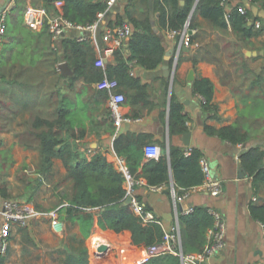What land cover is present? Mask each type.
Masks as SVG:
<instances>
[{"label":"crops","instance_id":"0c3cea01","mask_svg":"<svg viewBox=\"0 0 264 264\" xmlns=\"http://www.w3.org/2000/svg\"><path fill=\"white\" fill-rule=\"evenodd\" d=\"M13 3L14 0H0V7L6 4L4 9L8 15ZM180 3H184V0H180ZM196 3L197 0L194 1L188 18L181 28L195 30L194 41L190 47L181 45L180 36H170L169 28H160L157 23L158 11H154L152 6V13H150L148 6L153 30L159 34L165 47L163 60L153 70L144 69L136 63L132 64L131 70L148 85L151 107L128 102L127 92L123 90L125 113L133 115L138 112L139 114L128 122L127 128H125V122L116 128L111 122L107 109L109 92L106 98L96 102L89 91H84L81 98L88 103L89 109L82 116L85 135L80 139L79 145L88 157L101 152L116 169L117 157L122 156L113 149V139L117 133L125 130L149 133L153 142L158 144L159 140H164L166 153L169 143L199 149L201 155L205 156L210 164L212 176L222 180L220 194L216 196L209 194L203 189L202 182L192 187L187 197L176 200L174 193L180 195L184 191L176 192L179 187H175L171 175L167 182L156 187L148 186L146 179L139 175L138 178L142 179V183L136 186L134 195L157 216L159 219L157 222L161 224L164 231L168 230L176 220L179 221L180 226L179 216L187 213L185 210L190 206L201 205L206 206L207 209L213 207L221 213L226 230V232L224 230V246L201 264H264L262 227L264 220L251 213V206L264 208V173H258L257 168L250 171L242 163V154L252 147H257L263 153L258 168L264 166V0L253 2L228 0L223 5L226 27L216 25L212 19L202 15L200 11H194ZM239 5L246 7L249 17L247 22L252 30V33L248 35H244L241 29L235 31L225 16V12L233 8L238 9ZM128 7L132 8L128 9ZM126 9L129 14L139 17L141 15L140 0H116L105 13L101 25H118L117 15L122 18L121 23L129 24ZM189 19L192 23H189ZM256 21L260 22L259 27L255 25ZM13 30L14 28H10L9 25L4 43L13 39L14 36L11 38ZM99 35L96 33V36L90 37L88 41L94 49L97 60L95 65L105 69L108 62L114 64L116 59L112 52L108 55L105 53L106 45ZM3 47L2 43L0 52ZM100 58L103 60L101 65L98 63ZM26 60L25 58L24 66L28 65ZM18 62L19 57L12 59V69L19 66ZM166 70L168 74L165 73ZM201 77L210 78L214 84L212 102L216 105L217 117H210V112L203 110L202 98L192 90L193 81ZM82 83L83 79H79L78 84ZM92 85L95 87V82H92ZM172 95L182 104L183 112L188 116L186 121L188 129L184 133L170 135L168 110ZM13 102L6 90L1 89L0 180L7 183L11 195L23 192L24 195L18 199L32 205L37 200V203L46 207L38 209L33 205L41 212L39 216L30 218L23 226L13 224L8 250L1 257L3 263L48 264V262L56 263L53 260H58L60 257L62 264H77L78 262L71 259L72 255L79 256L84 247L88 264H124L126 262L138 264L134 261L122 262L121 260L125 250L130 251L131 255H137L145 249V247H134L127 241L124 232L115 231L109 227L101 228L94 224L92 231L83 237L78 222H71L60 215V206L67 204L66 200L62 201L59 196L50 192L47 196L38 195L36 179L39 178V174L36 167L40 161L39 149L36 146H25L19 141V134L26 129V119L36 108H22L16 113L13 110ZM205 124L214 127L236 124L246 137L243 141L234 144L216 134L209 133L205 129ZM187 132L190 134L189 143L185 144ZM89 147L92 149L91 153L87 152ZM143 160L145 161L146 157ZM53 162V167L58 165L63 176L66 172L63 161L55 157ZM2 168L6 170L3 172ZM20 171H24V175ZM141 171L140 166L137 172L140 174ZM15 173L24 177L22 179L14 177ZM67 183L63 182L62 188ZM36 194L40 198L35 199ZM3 198L5 197L0 193V205ZM51 199L55 200L56 205L49 204ZM40 204L35 205L41 206ZM50 210H56L58 218L64 222L62 233L52 229L47 216ZM208 228L204 246L208 242ZM98 244L107 245L101 253L96 252ZM178 247L182 248L181 234Z\"/></svg>","mask_w":264,"mask_h":264},{"label":"trees","instance_id":"16d2710c","mask_svg":"<svg viewBox=\"0 0 264 264\" xmlns=\"http://www.w3.org/2000/svg\"><path fill=\"white\" fill-rule=\"evenodd\" d=\"M194 1L184 0L181 4L180 0H152L153 10L158 11V26L180 30ZM28 2L35 6H43L48 13L58 12L67 19L81 24L94 21L97 13L106 6L105 0H14L9 14L13 15L17 10L23 13ZM140 3L139 17L129 14L126 9L131 33L122 45L113 49L112 54L116 62L114 64L108 62L105 69L95 65L97 60L90 42L76 40L73 31L63 34L58 47L54 48L46 25L38 31L25 26L29 37L23 38V44L18 47V54L12 56L10 52V57L0 63V90H6L14 101L13 110L17 113L22 108H36L26 119V129L19 134V141L23 145L36 146L39 149L40 161L36 167L39 178L36 182L40 183L44 178L53 175L55 157L60 158L65 165L66 172L62 176V183H68L62 188V201L66 200L67 204L60 206L61 217L63 215L71 222H78L83 237L92 231L95 224L101 228L109 227L124 232L127 241L134 247H146L158 242L164 233L161 224L157 221L144 223L131 203L125 202L126 188L122 173L101 152L88 157L80 148L79 142L85 135L82 116L89 109L88 103L81 98L84 91L91 88L89 92L96 102L108 95L107 89H95L92 82L104 78L115 80L117 82L115 90L122 93L126 90L128 102L151 107L148 85L130 71L133 63L147 70L155 69L163 60L165 47L149 19V0H140ZM194 11H200L218 26H227L220 0H197ZM229 13L227 19L235 31L241 29L244 35L252 33L245 14L240 13L237 8L231 9ZM117 22V24L122 22L119 15ZM189 23H192L191 19ZM8 28L7 22L6 35ZM33 31L40 35L41 32H47V41L43 42L42 38L31 40ZM191 41H194L193 34ZM47 51L51 53L52 58H48ZM16 57H19V66L12 69V59ZM25 58L27 66H24ZM61 60L69 64L72 74L63 75L56 67ZM44 65L46 68L43 69ZM79 79H83L81 85L78 84ZM6 84L15 85L20 92H15L14 97L9 93ZM192 90L202 98L203 110L210 112V117H217L216 105L212 102L214 90L212 80L208 77L197 78L193 81ZM108 113L110 117L109 109ZM138 114L135 112L128 115L134 118ZM187 119L182 104L172 95L168 110L169 134L187 131ZM205 129L234 144L246 137L236 124L220 127L205 124ZM148 143H153L149 133L125 130L116 134L112 146L125 159L131 173L135 177L139 175L144 177L148 186H160L167 182L171 175L175 187H179L176 192L182 193L203 182L199 149L192 147L190 153L185 154L184 146L169 143L166 153V142L159 140L162 149L159 157L146 158L144 161L143 149ZM262 155L259 148L252 147L242 154V163L250 171L257 168L258 173H264L263 167L258 168ZM140 166L142 171L139 174L137 170ZM0 193L5 198L11 195L7 183L1 180ZM251 213L264 220V208L251 206ZM179 220L182 250L201 251L206 242V229L213 224L212 214L208 212L206 206L197 205L192 206L191 211L181 214ZM85 250L83 247L79 256L74 254L71 259L78 262L77 264H88L84 255ZM0 264H4L3 258L0 259ZM139 264H180V258L177 254L167 252L152 256Z\"/></svg>","mask_w":264,"mask_h":264},{"label":"built area","instance_id":"2783aa9c","mask_svg":"<svg viewBox=\"0 0 264 264\" xmlns=\"http://www.w3.org/2000/svg\"><path fill=\"white\" fill-rule=\"evenodd\" d=\"M116 0H105V9L97 13V18L87 24H81L71 21L64 17L61 13L52 12L48 13L43 6H35L28 4L23 11L24 24L32 30H41L44 25L47 27V31L50 35L52 46L54 48L58 47L60 38L66 32L73 31L76 40H88L90 37L96 36L97 27H101L100 39L105 43V53L110 54L114 48L122 45L123 41L128 38L131 33V27L127 22L116 25L115 27L109 25H101V20L104 18L105 13L113 6ZM251 1V0H249ZM222 5H225L228 0H220ZM238 10L240 13L246 15V20L249 17L246 12V7L244 5H239ZM230 15L229 11L225 12L226 18ZM255 25L260 26V22L256 21ZM194 29H189L187 27L176 30L170 29V36H180L181 45L190 47L192 45L191 35L194 33ZM7 32V12L5 9L0 11V48L5 40V35ZM89 32V34L87 33ZM102 58V57H101ZM100 58L98 63L101 65L103 60ZM133 74V70L130 71ZM1 79V75H0ZM117 82L115 80H109L104 78L98 82H95V87L97 89H107L109 92L107 98V107L110 112V118L112 124L118 128L124 122H130L132 119L128 114L125 113L123 104L125 102V95L122 92L115 90ZM91 148L87 149L88 153H91ZM144 155L146 158H158L161 154V147L158 143H148L144 146ZM191 151L190 147L184 149L185 154H189ZM199 163L204 174V179L202 183L203 189H205L211 195H218L222 191V180L212 176L210 170V164L207 158L203 155L199 157ZM116 167L124 177V184L126 188V196L131 195V205L137 215L141 217V220L145 223L148 221H158L157 216L149 210L144 203H142L135 195V189L138 184L142 183V179L135 177L133 173L129 170L124 159L122 157H117ZM264 169V166H263ZM191 188L186 189L182 194L174 196L179 200L187 197L190 193ZM192 210V206L188 207L185 212ZM208 212L213 216V225L208 228V242L206 246L201 251L194 252H184L180 244V226L179 221L176 220L171 224L168 230H165L161 239L158 242L150 244L145 247L143 252L137 255H131L130 251L125 250L122 262L124 261H134L136 263H142L147 261L152 256L171 252L179 255L181 259V264H201L204 260L210 257L212 254L216 253L224 246V230L225 222L219 211L213 207H208ZM41 212L36 210L34 206L24 200L13 199L10 197L3 198L0 205V259L4 256L8 250L9 237L12 231L13 224L26 225L28 220L32 217L39 216ZM47 216L50 219V224L55 232L62 233L64 228V222L58 218L56 210H50L47 212ZM264 230V223H262ZM98 244L96 246V252L98 251Z\"/></svg>","mask_w":264,"mask_h":264},{"label":"rangeland","instance_id":"374dc122","mask_svg":"<svg viewBox=\"0 0 264 264\" xmlns=\"http://www.w3.org/2000/svg\"><path fill=\"white\" fill-rule=\"evenodd\" d=\"M131 5V4H129ZM40 6V5H38ZM132 6V5H131ZM132 7H128V9H131ZM7 22L8 24L10 25V28H14L12 34H11V38L13 37L12 40H10L9 42L7 43H4L3 42V49L1 50L0 52V63L3 62V60L7 57H10V55L12 54V56H16L18 54V50H19V46L21 44H23V38L24 37H29V35H27V29H26V25L24 24V20H23V13H19V10H17L13 15L11 14H8L7 15ZM31 34L33 35L31 37V40H34L36 41L37 39L39 38H42L43 39V42L47 41V38H48V34L47 32H41V35L36 32V31H33L31 32ZM30 47V46H29ZM28 47V48H29ZM11 52V54H9ZM32 53V52H31ZM33 54V53H32ZM37 55V54H36ZM46 55L48 56V58H52L51 57V53H49V51L46 52ZM38 56V55H37ZM39 57V56H38ZM37 58V57H36ZM40 64L42 65L43 62L41 61ZM6 88H8L10 91L9 93L11 95H14L15 97V92L19 93L20 90L18 87H16L15 85H8L6 84ZM91 88H88V91H90ZM87 92V91H86ZM17 98H19V96H17ZM21 98H19V101ZM1 121V120H0ZM54 171H53V175L48 177V178H44L43 179V182L41 183H37V187H38V195H44V196H47V194L50 192V193H54L55 196H59L60 197V200L62 199L61 195H62V172L60 171L59 169V166H55L53 167ZM28 169H31V168H28ZM4 168L1 169V171L4 172ZM30 171V170H29ZM23 175H24V171H20ZM21 175L19 176L17 173L14 174V177H18L20 179H22L24 176ZM36 190V188H35ZM29 194V192H27ZM13 195H11L10 198H13V199H18L19 197H21L23 194V192L21 193H12ZM40 197H37V194H36V198L35 199H38ZM42 198H45V197H42ZM38 201L36 200L35 201V204H40V203H37ZM55 200L53 201L51 199V201L49 202V204H52L51 206H53ZM33 204L36 208L38 209H45L46 206H38V205H35ZM56 205V204H54ZM226 232V230H225ZM225 239V237H224ZM60 259V257H58V260ZM53 260V261H56V263H52V262H48V264H62V259L61 260Z\"/></svg>","mask_w":264,"mask_h":264},{"label":"water","instance_id":"95a60500","mask_svg":"<svg viewBox=\"0 0 264 264\" xmlns=\"http://www.w3.org/2000/svg\"><path fill=\"white\" fill-rule=\"evenodd\" d=\"M9 1V0H8ZM6 5V4H5ZM5 5L3 4L0 7V11H2L5 8ZM149 8H150V13H152V4H151V0L149 1ZM97 34H100L101 32V27H97L96 30ZM164 67H167L166 65H164ZM58 68L61 70L63 75H68V74H72V69L70 68L69 64L65 61V60H61L58 62ZM166 74H168L167 70L165 71ZM129 126L128 122H125V128H127ZM190 134L189 132L185 133V144H188V138H189ZM125 202L130 203L131 202V195H127ZM106 244H100L98 246V251H102L106 249Z\"/></svg>","mask_w":264,"mask_h":264}]
</instances>
